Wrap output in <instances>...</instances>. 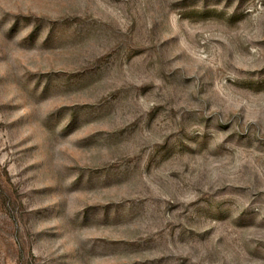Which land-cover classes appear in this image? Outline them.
I'll use <instances>...</instances> for the list:
<instances>
[{
    "label": "rangeland",
    "instance_id": "374dc122",
    "mask_svg": "<svg viewBox=\"0 0 264 264\" xmlns=\"http://www.w3.org/2000/svg\"><path fill=\"white\" fill-rule=\"evenodd\" d=\"M0 264H264V0H0Z\"/></svg>",
    "mask_w": 264,
    "mask_h": 264
}]
</instances>
